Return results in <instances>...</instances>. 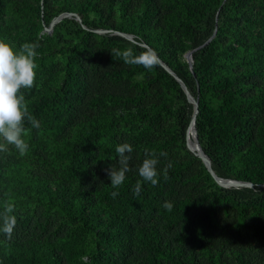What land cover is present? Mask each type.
Instances as JSON below:
<instances>
[{"label":"trees","instance_id":"trees-1","mask_svg":"<svg viewBox=\"0 0 264 264\" xmlns=\"http://www.w3.org/2000/svg\"><path fill=\"white\" fill-rule=\"evenodd\" d=\"M10 1L0 0V31ZM222 2L42 0V9L38 4L21 9L31 23L25 27L30 36L37 37L59 13L76 14L81 24L66 17L54 25L53 36L40 37L47 42L45 57H36L35 84L21 92L40 123L36 129L25 122L28 141L33 143L34 130L63 137L49 159L42 155L41 141L27 149L43 172L31 169L27 153L21 156L13 146L0 152V213L6 203L14 205L13 215L35 203L79 218L83 232L46 243L42 253L37 243L21 253L0 250V264H130L134 253L141 264H264V0ZM213 10L219 11L216 27L206 22ZM67 23L77 26L70 32L78 41L67 44L60 31ZM96 29L110 32L96 34ZM111 32L132 36L134 42L129 47L128 39ZM142 44L197 101L196 135L215 175L252 187L218 186L196 150L188 143L196 156L186 149L193 106L160 64L148 71L112 55L113 49L127 48L139 54L147 49ZM177 50H193L192 72L176 61ZM53 75V84L35 92L38 82L49 83ZM157 86L174 89L181 101L171 125L165 123L171 112L159 100L145 106ZM250 88L256 96L243 97ZM207 93L218 99L216 108ZM124 143L133 148L131 170L123 185L113 188L104 184L106 169L119 167L115 149ZM145 150L160 161L159 182L142 181L137 196L133 188L141 180ZM180 152L184 156L177 157ZM169 161L165 179L162 170ZM45 167L56 171L58 182L50 180ZM103 185L93 201L90 193ZM113 191L119 192L115 198ZM165 201L173 204L170 212ZM169 230L175 241L165 236Z\"/></svg>","mask_w":264,"mask_h":264},{"label":"rangeland","instance_id":"rangeland-1","mask_svg":"<svg viewBox=\"0 0 264 264\" xmlns=\"http://www.w3.org/2000/svg\"><path fill=\"white\" fill-rule=\"evenodd\" d=\"M225 2L226 0H223L222 4H224ZM49 3H51V1ZM37 4L42 9V0H11L6 7V11L4 14V27L0 31V36L2 37V40L0 39V41L5 42V40H7V43L11 45L12 48L16 46H21L24 43H39L40 46L36 50L37 57L40 58L39 56L41 54L42 58H44L45 57L44 47L47 44V42L44 38H40V37L42 35L48 36V37L53 36L54 26L50 30L49 25L51 24L53 20H55L57 17L65 13H59L58 15L53 17L48 25L43 26V28L37 34V37H34L32 35L30 36L28 33L25 32V27L26 28L31 27V23L28 22V19L27 20L26 18L23 19L21 9H23V7H24V10H26L29 7H36ZM52 6L55 7L54 5ZM28 13L29 12H27V14ZM41 15H42V11H41ZM67 18H74V17H67ZM90 18H93V15H90ZM206 22L209 26L216 27L219 22V11L218 10L211 11L208 14V18ZM79 23L81 24V22ZM82 28L87 29L84 25H82ZM76 29H77V26L74 25L73 23H67L63 25L62 27H60V31L65 35L67 44L70 42V40L71 41L79 40L78 37L74 36L72 32H70ZM94 32L96 34H106V33H109L110 30L96 29L94 30ZM111 34L119 35L117 32H114V33L111 32ZM130 37H131V40H128L130 42L128 43L129 47H131V44L134 42L132 40L133 37L132 36ZM59 42L64 44L63 39H59ZM187 52L189 51L181 52L180 50H177L176 61H178L182 67H185V69L192 72L193 71V59H192V67L190 68L185 58V54ZM56 66H58L57 62H55L54 64V67ZM55 79H56V76L53 75V79L49 83L46 81L38 82V84L35 85V89L37 88V90L34 89L35 92L37 93L41 92L46 86L53 84ZM136 79H140V78L138 77ZM257 89H258V86H257ZM256 93H257V90L250 88L248 90H245L244 96L243 95L242 96L243 97H255ZM148 97H150V99L146 100L145 106L149 108L151 105L149 104L150 102L159 100V102H161V105H163L164 109L170 110L171 112V114L167 116L165 119L166 125L173 124L176 111L178 107L181 105V101L178 99L177 92L174 89H169L165 86H162V87L157 86L153 90H151ZM206 99L209 101V104L211 105V107L216 108L218 106V99L211 96L209 93L206 94ZM190 134H189V139H192V136H191L192 134L191 135ZM51 135L49 133H43L39 130H34V132L32 133L33 143H30V141H28L29 139L28 134L25 135L23 139L28 144V148L34 147L37 144V142L41 141L42 145L41 146L39 145V147H41L42 155H44L45 158L49 159L54 154L53 153L54 146L57 143H60L62 140L61 137H63L62 135H59V134H55V136L54 135L51 136ZM184 145L186 149L188 150L186 142L184 143ZM181 155L184 156V153L180 152L177 155V157ZM193 155L196 156L195 154ZM32 156L33 155H32L31 150L30 149L27 150L25 161L29 164L31 169L35 171L40 170V172H43L40 162L31 160ZM44 170L46 171L45 173L47 174V176L51 178L50 180L54 179L57 182L59 181L58 180L59 176L56 174V171H54L53 169H47L46 167L44 168ZM230 180H234V179L230 178ZM234 181H239V180H234ZM239 182H242V181H239ZM104 184L111 185L110 179L106 180ZM69 187H71L70 184H69ZM262 187H264V185ZM104 188H105L104 185L100 186L96 188L97 191L90 193L91 199L93 201H97L100 197L102 190H104ZM232 188H239V187H231V188H226V189H232ZM234 215H235L236 220H238L237 215L235 213ZM15 216L17 219V224L12 234L11 240H9L3 232H0V250H11L14 252L21 253L22 251H26L29 248L30 244L37 243L36 247L42 253V251L46 247L45 245L46 243H55L58 240L68 236L69 234H78V233L83 232L82 231L83 227L81 226V221L79 218L73 215H70V216L63 215L61 212L57 210L46 211L43 207L35 203L18 211V213L15 214ZM220 217L223 218L224 215L220 214ZM0 224H2V221H0ZM191 226H194V225L191 223ZM186 228H190L189 225H186ZM161 232L163 233L164 231H161ZM165 236H167L171 241H175V238H174L175 235L172 234L170 230L168 231V233H166ZM140 246L143 247L142 245ZM129 261H130V264H141V257L139 254L134 253L132 254V258H129Z\"/></svg>","mask_w":264,"mask_h":264},{"label":"clouds","instance_id":"clouds-1","mask_svg":"<svg viewBox=\"0 0 264 264\" xmlns=\"http://www.w3.org/2000/svg\"><path fill=\"white\" fill-rule=\"evenodd\" d=\"M39 43H24L20 49L14 50L11 45L0 41V152H7L9 146L15 147L21 156L27 153L28 144L23 137L28 134L29 129L25 127V122L32 128L39 129L40 123L29 112L25 102L24 95L21 94L23 89H31L35 84L36 70L38 65L35 63ZM113 56L121 57L127 65H137L151 71L159 64V58L154 50L146 49L136 54L132 48L123 51L113 49ZM118 154L119 167L106 169L111 181V187L119 188L126 179V173L130 169L131 153L133 148L130 144L124 143L118 145L115 149ZM145 159L138 168L141 180H137L133 192L139 195L142 191L141 182L150 183L156 186L159 182L157 165L160 163L156 158L155 152L145 150ZM160 156L167 157L166 152H161ZM172 168V162L169 161L163 168L162 173L167 179L168 170ZM112 197L115 198L119 192L113 191ZM163 207L169 212L173 204L165 201ZM14 205L6 203L3 213H0V232L11 240L12 234L17 224Z\"/></svg>","mask_w":264,"mask_h":264},{"label":"water","instance_id":"water-1","mask_svg":"<svg viewBox=\"0 0 264 264\" xmlns=\"http://www.w3.org/2000/svg\"><path fill=\"white\" fill-rule=\"evenodd\" d=\"M73 16L75 20H77L78 22H81V19L76 15V14H71V13H65L60 15L59 17H57L55 20H53L51 22V24L49 25V29L51 30L52 27L59 22L61 19L66 18V17H71ZM119 35L125 37L128 40H131L130 36L118 33ZM143 47L151 50L149 47H147L146 45L142 44ZM192 51H189L185 54V58L190 66V68L192 67ZM159 64L161 65V67H163L180 85L181 89L183 90L187 101L192 104L193 106V114L191 117V121L189 123L188 129H187V133H186V145L188 142V132L190 127L192 126L193 128V140L195 141L196 145L198 146V150L199 152L196 154L201 161L203 162V164L205 165L206 169L208 170V172L211 174V176L213 177V179L215 180V182L217 183L218 186L222 187V188H231V187H251L250 183L247 182H239V181H234V180H230V179H222L219 178L215 175V173L213 172L212 169V162L211 160L207 157V155L203 152V150L201 149L199 143H198V139H197V135H196V130H195V123H194V116L197 114L198 112V104L197 101L191 96V94L189 93L188 89L186 88L185 84L181 81V79H179L175 73H173V71H171L169 69V67H167L162 61L159 60Z\"/></svg>","mask_w":264,"mask_h":264},{"label":"bare ground","instance_id":"bare-ground-1","mask_svg":"<svg viewBox=\"0 0 264 264\" xmlns=\"http://www.w3.org/2000/svg\"><path fill=\"white\" fill-rule=\"evenodd\" d=\"M196 116V115H195ZM195 116H194V118H193V120H194V123H195ZM192 134V139H189V134ZM193 135H194V133H193V128H192V126L190 127V129H189V132H188V145L191 147V148H193V149H195L196 150V152L198 153L199 152V150H198V146L196 145V143H195V141L193 140Z\"/></svg>","mask_w":264,"mask_h":264}]
</instances>
